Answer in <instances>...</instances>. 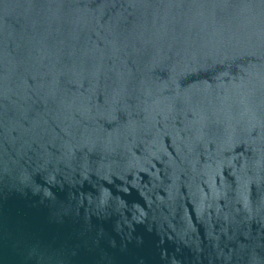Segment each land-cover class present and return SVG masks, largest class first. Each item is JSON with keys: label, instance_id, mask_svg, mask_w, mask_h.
<instances>
[{"label": "water", "instance_id": "1", "mask_svg": "<svg viewBox=\"0 0 264 264\" xmlns=\"http://www.w3.org/2000/svg\"><path fill=\"white\" fill-rule=\"evenodd\" d=\"M0 264H264V0H0Z\"/></svg>", "mask_w": 264, "mask_h": 264}]
</instances>
